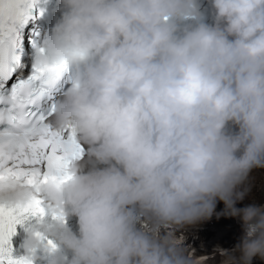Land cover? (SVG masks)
Returning <instances> with one entry per match:
<instances>
[{
    "label": "clouds",
    "instance_id": "1",
    "mask_svg": "<svg viewBox=\"0 0 264 264\" xmlns=\"http://www.w3.org/2000/svg\"><path fill=\"white\" fill-rule=\"evenodd\" d=\"M58 3L33 61L66 65L48 123L70 125L83 152L71 179L42 188L62 219L35 231L54 246L27 232L25 254L43 248L47 264H191L157 229L207 220L220 201L244 230L238 259L217 248L225 264L264 259V205L235 207L250 170L264 168V0H208L210 22L199 0ZM29 196L0 182V198Z\"/></svg>",
    "mask_w": 264,
    "mask_h": 264
},
{
    "label": "snow or ice",
    "instance_id": "2",
    "mask_svg": "<svg viewBox=\"0 0 264 264\" xmlns=\"http://www.w3.org/2000/svg\"><path fill=\"white\" fill-rule=\"evenodd\" d=\"M34 6L35 0H0V182H19L30 192L23 201L0 198V264H32L31 254L13 256L17 226L54 246L35 231L46 216L62 219L42 188L71 179L69 167L83 152L70 125L57 130L48 123L67 68L34 63L28 50Z\"/></svg>",
    "mask_w": 264,
    "mask_h": 264
},
{
    "label": "bare ground",
    "instance_id": "3",
    "mask_svg": "<svg viewBox=\"0 0 264 264\" xmlns=\"http://www.w3.org/2000/svg\"><path fill=\"white\" fill-rule=\"evenodd\" d=\"M264 205V204H263ZM223 210L218 212L217 218L214 220H232L230 225H214L212 220H206L205 224L197 227L179 228L172 226V230L176 234V245L184 250V256L190 261L193 256H198L199 260L216 264L225 261V257L217 251V248L224 249L228 253L233 254L237 259L238 252H233L235 246L239 243L244 234L242 222L239 217H230L223 215ZM209 222V223H208ZM231 234V242L229 246H219L227 235ZM251 264H256L251 261Z\"/></svg>",
    "mask_w": 264,
    "mask_h": 264
},
{
    "label": "rangeland",
    "instance_id": "4",
    "mask_svg": "<svg viewBox=\"0 0 264 264\" xmlns=\"http://www.w3.org/2000/svg\"><path fill=\"white\" fill-rule=\"evenodd\" d=\"M241 190L247 189L246 195L243 200L238 201L235 205L237 208H243L249 204H255V205H263L264 204V168H253L248 173L247 178L243 182V184L240 186ZM224 209L223 202L218 201L216 204V208L210 218L208 220H212V223L214 225H230L232 223V220L226 219V220H214L218 216V212ZM206 220L200 221L194 225H184L183 227L179 228H189V227H197L202 226V224H205ZM209 223V222H208ZM177 227V226H176ZM231 234L229 236L227 235L226 239L219 244V246L227 247L229 246L231 242ZM252 262L256 264H264V259H261L259 256L253 257Z\"/></svg>",
    "mask_w": 264,
    "mask_h": 264
}]
</instances>
